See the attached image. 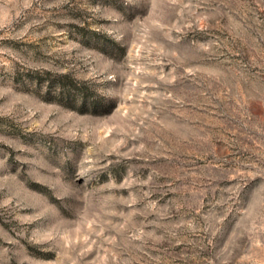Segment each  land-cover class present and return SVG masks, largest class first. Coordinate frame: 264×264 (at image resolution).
Segmentation results:
<instances>
[{
    "label": "rangeland",
    "instance_id": "374dc122",
    "mask_svg": "<svg viewBox=\"0 0 264 264\" xmlns=\"http://www.w3.org/2000/svg\"><path fill=\"white\" fill-rule=\"evenodd\" d=\"M0 264H264V0H0Z\"/></svg>",
    "mask_w": 264,
    "mask_h": 264
}]
</instances>
